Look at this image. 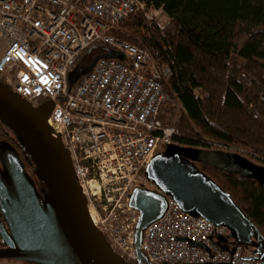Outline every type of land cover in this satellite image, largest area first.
I'll use <instances>...</instances> for the list:
<instances>
[{"label": "built area", "instance_id": "built-area-1", "mask_svg": "<svg viewBox=\"0 0 264 264\" xmlns=\"http://www.w3.org/2000/svg\"><path fill=\"white\" fill-rule=\"evenodd\" d=\"M137 12L164 27V11L139 0H0V82L33 107L53 101L48 123L71 153L91 220L129 262L140 254L134 246L139 213L129 195L137 187L159 193L145 178V166L179 136L158 118L170 68L111 34ZM94 43L123 60L98 58L70 86L67 74ZM140 248L151 264H260L242 259L245 250L226 226L183 212L171 198L144 230Z\"/></svg>", "mask_w": 264, "mask_h": 264}, {"label": "water", "instance_id": "water-1", "mask_svg": "<svg viewBox=\"0 0 264 264\" xmlns=\"http://www.w3.org/2000/svg\"><path fill=\"white\" fill-rule=\"evenodd\" d=\"M98 58L123 60L108 50L88 66L74 67L67 83L72 86ZM53 106L49 100L33 107L0 82V124L11 138V143L0 141V259L27 264H151L140 248L143 232L163 215L171 198L183 212L226 226L235 245L251 249L242 259L264 264L263 234L199 168L211 167L264 187V164L232 150L161 145L143 172L159 193L137 187L129 195L130 206L139 213L134 246L140 252L129 262L110 247L91 220L71 153L48 123Z\"/></svg>", "mask_w": 264, "mask_h": 264}, {"label": "trees", "instance_id": "trees-1", "mask_svg": "<svg viewBox=\"0 0 264 264\" xmlns=\"http://www.w3.org/2000/svg\"><path fill=\"white\" fill-rule=\"evenodd\" d=\"M139 1L164 11V27L137 12L111 34L147 49L158 64L170 68L158 118L179 131L174 141L201 149L238 148L264 163V0ZM107 51L94 43L80 53L76 65L88 66ZM4 132L0 124V138ZM199 168L264 236V187L211 167ZM0 264L27 263L0 259Z\"/></svg>", "mask_w": 264, "mask_h": 264}, {"label": "rangeland", "instance_id": "rangeland-1", "mask_svg": "<svg viewBox=\"0 0 264 264\" xmlns=\"http://www.w3.org/2000/svg\"><path fill=\"white\" fill-rule=\"evenodd\" d=\"M161 24L162 25H164V23H166V20H167V18H166V16H162L161 17ZM223 150H225V149H223ZM230 150H232V151H236V152H240V153H245L243 150H241V149H238V148H231ZM250 158V157H249ZM251 160H253V161H255V162H257L256 161V158H254V157H252V158H250ZM259 163V162H258ZM262 164H264V163H262Z\"/></svg>", "mask_w": 264, "mask_h": 264}, {"label": "flooded vegetation", "instance_id": "flooded-vegetation-1", "mask_svg": "<svg viewBox=\"0 0 264 264\" xmlns=\"http://www.w3.org/2000/svg\"><path fill=\"white\" fill-rule=\"evenodd\" d=\"M0 141H7V142L11 143L10 135L7 134L6 132H4V135H3V137L0 138ZM0 218L2 219V217H0Z\"/></svg>", "mask_w": 264, "mask_h": 264}, {"label": "bare ground", "instance_id": "bare-ground-1", "mask_svg": "<svg viewBox=\"0 0 264 264\" xmlns=\"http://www.w3.org/2000/svg\"><path fill=\"white\" fill-rule=\"evenodd\" d=\"M92 185H93V188H96V184L95 183H92Z\"/></svg>", "mask_w": 264, "mask_h": 264}]
</instances>
